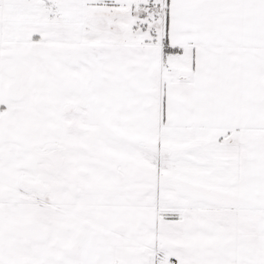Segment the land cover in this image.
I'll return each instance as SVG.
<instances>
[{
  "label": "snow or ice",
  "instance_id": "1",
  "mask_svg": "<svg viewBox=\"0 0 264 264\" xmlns=\"http://www.w3.org/2000/svg\"><path fill=\"white\" fill-rule=\"evenodd\" d=\"M0 264H264V0H0Z\"/></svg>",
  "mask_w": 264,
  "mask_h": 264
}]
</instances>
